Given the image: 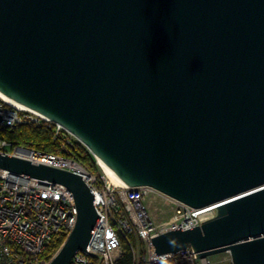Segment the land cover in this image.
Masks as SVG:
<instances>
[{
    "label": "water",
    "instance_id": "water-1",
    "mask_svg": "<svg viewBox=\"0 0 264 264\" xmlns=\"http://www.w3.org/2000/svg\"><path fill=\"white\" fill-rule=\"evenodd\" d=\"M0 93L66 127L127 186L212 206L152 237L156 254L264 264V0H0ZM0 169L72 193L74 226L47 264L80 250L100 263L82 175L1 151Z\"/></svg>",
    "mask_w": 264,
    "mask_h": 264
},
{
    "label": "built area",
    "instance_id": "built-area-1",
    "mask_svg": "<svg viewBox=\"0 0 264 264\" xmlns=\"http://www.w3.org/2000/svg\"><path fill=\"white\" fill-rule=\"evenodd\" d=\"M0 114L2 129H13L23 123L44 126L52 131L57 145L56 151L47 152L35 149L31 143L22 146L0 137L1 152L82 175L94 194L95 209L100 217L86 249L103 256L99 264H116L124 251L122 238L128 239L130 234L147 239L145 264H214L209 256L198 257L191 247L156 254L151 243L156 235L180 226L185 230L212 218L211 205L195 208L147 185L117 186L105 174L91 171L82 164L75 154L81 141L63 125L34 111L17 108L1 98ZM76 213L72 193L65 186L0 169V264H47L39 254L53 235H68ZM166 213L169 216L159 220ZM128 243L133 252V264H138L134 244ZM220 254L227 264H233L229 251ZM98 260L80 250L71 264H97Z\"/></svg>",
    "mask_w": 264,
    "mask_h": 264
},
{
    "label": "trees",
    "instance_id": "trees-1",
    "mask_svg": "<svg viewBox=\"0 0 264 264\" xmlns=\"http://www.w3.org/2000/svg\"><path fill=\"white\" fill-rule=\"evenodd\" d=\"M0 137H4L13 143L22 146H27L31 143L35 149L40 151L53 152L56 151L57 148V145L54 144L52 131L50 129L44 126L38 127L30 123L18 124L13 129H2L0 127ZM75 154L86 167L94 171L97 169V164L93 154L79 143L75 148ZM131 236L132 235L129 237ZM65 238V235H53L46 243V246L39 254V257L41 259L49 260L59 249ZM131 240L133 243H136V239L133 237H131ZM122 246L124 251L116 264H133V252L131 246L127 242V239L122 238Z\"/></svg>",
    "mask_w": 264,
    "mask_h": 264
},
{
    "label": "rangeland",
    "instance_id": "rangeland-1",
    "mask_svg": "<svg viewBox=\"0 0 264 264\" xmlns=\"http://www.w3.org/2000/svg\"><path fill=\"white\" fill-rule=\"evenodd\" d=\"M81 144L82 146H84L87 150H89L83 143H79ZM90 151V150H89ZM91 152V151H90ZM94 156V155H93ZM94 159H95V162L97 164V169L94 170H91L90 168H88L89 170L91 171H94L96 173H102L104 174L103 170L101 169V167L99 166L97 160H96V157L94 156ZM169 216V213H166V214H163L162 217L159 218V220H162V219H165ZM130 235H132L131 237H133L134 239L137 240L136 243H133L132 240H131V237H129ZM128 236V239H127V242H130L131 244H134V248H135V252H137V255H138V258L137 259V263L138 264H145V261H146V256H147V252H148V241L147 239L145 238H141L140 236L136 235V234H130ZM56 253V252H55ZM54 253V254H55ZM223 254H214V255H210L209 258L213 261L214 264H227V261L226 260H223ZM53 257V256H52ZM51 257V258H52ZM40 258V257H39ZM50 258V259H51ZM41 259V258H40ZM49 259V260H50ZM45 260V259H43ZM49 260H45L46 262H49Z\"/></svg>",
    "mask_w": 264,
    "mask_h": 264
},
{
    "label": "bare ground",
    "instance_id": "bare-ground-1",
    "mask_svg": "<svg viewBox=\"0 0 264 264\" xmlns=\"http://www.w3.org/2000/svg\"><path fill=\"white\" fill-rule=\"evenodd\" d=\"M0 98H1L2 100H4L5 102H7V103H9V104H11V105H13V106H15V107H17V108L25 109V108H23L22 106L16 104L15 102L11 101L10 99H8L7 97H5V96H4L3 94H1V93H0ZM27 110H30V109H27ZM31 111H32V110H31ZM96 160H97L99 166L101 167V169L103 170L105 176H106V177H107V178H108L113 184H115V185H117V186H125V185H126V184H125L121 179H119L115 174H113V173L107 171V170L102 166V164L99 162V160L97 159V157H96Z\"/></svg>",
    "mask_w": 264,
    "mask_h": 264
}]
</instances>
